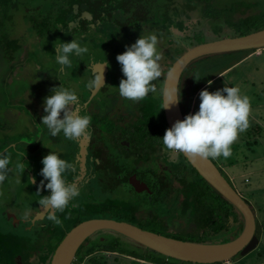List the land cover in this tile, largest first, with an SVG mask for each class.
<instances>
[{"label": "flooded vegetation", "instance_id": "1", "mask_svg": "<svg viewBox=\"0 0 264 264\" xmlns=\"http://www.w3.org/2000/svg\"><path fill=\"white\" fill-rule=\"evenodd\" d=\"M70 1L71 8L67 14L70 19L67 24L71 35L68 40L63 41L69 42L74 38L78 39L82 45L94 40L99 44L98 47H90V54L83 57V61H81L80 57H73L71 68L64 69L63 73V75L67 76L68 74L69 76V82L63 85L77 91L86 113L92 117L91 128L93 134L91 138L69 141V149H65L69 154V162L73 164V170L67 175V179L80 188V196L73 202L78 206V203L81 204L80 200H83L82 197L95 189L97 190L96 186L100 184L104 199L111 200L113 203L108 204L110 202L108 201L104 204L97 203L89 206L96 209H104L105 215L98 217L108 218L112 215L109 211L113 212L114 209L123 204L120 202L121 200L111 197L116 195L115 193L118 189L128 190L127 185L134 192L137 189L138 192L135 193L146 196L145 200H142V203L139 202L138 205L140 209L146 211L144 213L145 218H149L150 222L156 225V221L159 220L170 230H175L174 228L183 230L184 226H190V229H188L190 231L196 230L197 224L189 209L187 211L188 214H181L182 212H179L178 209L182 201L184 202L182 194L179 195V192L176 191L178 187H174L175 184L180 182V178L174 177L172 174L168 176L165 174V172H171L169 164L165 162V158H170L169 162L173 163L172 152L164 146H159L157 142L155 145H150V134L148 133L143 138L141 134L137 135L136 122L140 118L141 101L135 102L134 105L130 101L126 105H122L121 99L123 97L119 95L117 89L110 88L111 77L108 74L110 73L111 62L107 59V54L106 57L98 60L97 53L95 52L100 51L101 54L108 52L109 58L112 60L113 55L117 56L124 50L127 39H131L134 42L136 38L138 39V36L150 31L157 34L159 43L161 44L159 50H162L167 55L162 59V64L165 63L167 68V65L170 64L166 60L167 57L177 52L180 54L187 47L196 44L193 43L196 36L210 32L214 33L217 24L219 27H222L220 19L212 13L206 12V5L209 2L211 8L208 11L219 8L217 7L216 0H51L48 6L46 3L45 5L39 4L36 12H39L37 16L38 21L47 23V21L50 22L55 19L58 26L55 29L56 32L44 31L42 36L35 35V39L44 40L46 37H54L56 39L62 37L64 28L61 27L60 20L66 11L67 2ZM110 3H112V6H110ZM125 7H130L131 10L124 12ZM132 13L134 14L129 16ZM207 13L213 16V18L206 15ZM32 15H27L26 17L32 18ZM127 16L132 18L135 25H137L135 33L131 34L126 30L124 21H126ZM13 17L16 18L15 16ZM26 22L30 23L28 20ZM174 29L177 32H174ZM167 31H170L172 36ZM14 33L12 31L9 36ZM25 33L26 31L21 33L18 39H23ZM37 52H40V56L43 58L44 62L42 66L45 65L49 69H53L54 67L58 70L60 69V66L55 62L54 55L56 54V50L53 55L47 53L46 49H37ZM2 56L7 61L6 54ZM19 58L21 57L19 56ZM102 62L107 63L105 85L92 92L86 87V83L92 79L93 71L101 70V67L96 68V66H99V63ZM166 68H161L162 72ZM61 82L62 80L58 83L61 85ZM107 97H110V103L105 102V98ZM94 102H99L101 105L96 106ZM161 124H163L162 118L159 119V123L156 124V128L153 131L155 132V129H160L159 134H161L163 129L164 132L165 125H167L166 120L165 125ZM166 129H168V126H166ZM139 137L143 139L142 142L138 141ZM82 149L85 151L84 155L81 154ZM213 162L216 164L214 160ZM218 168L223 173L221 165ZM182 173L186 177L189 175L184 170ZM49 194V191H42L41 196ZM39 199L31 202L32 206H36V209L39 206ZM158 200L165 201L164 205L168 209L173 208L175 215L171 217V215L159 214L155 208L147 205L148 201L157 205L159 203ZM68 207L71 209L66 214L72 213V215H75L74 208L79 209V211L83 210L81 207L77 208L75 206L72 209V205ZM24 210L21 207L17 212L18 214L15 213L19 219V222L16 223L13 222L11 217L8 219L5 217V213L9 211H2L3 217L0 218V227L6 224L9 230L14 232L11 236L16 237L15 241H17L21 251L20 254L16 255L15 264H44L42 256L45 254L46 230H54L52 226L54 223L47 220L46 215L43 213L31 225L27 220L32 218L37 210L32 208L28 219H25ZM64 213L65 211L57 213V215L62 219L61 215ZM181 217L185 218L184 225L179 221ZM47 225L50 228H46L48 227ZM148 226L151 227V224L149 223ZM60 227L62 232L68 229V227L65 229L63 225ZM35 246L36 249L33 248ZM81 248L82 246L78 249L77 254H75L76 257L73 264L83 259V257L78 255ZM85 256H90V254Z\"/></svg>", "mask_w": 264, "mask_h": 264}, {"label": "rangeland", "instance_id": "2", "mask_svg": "<svg viewBox=\"0 0 264 264\" xmlns=\"http://www.w3.org/2000/svg\"><path fill=\"white\" fill-rule=\"evenodd\" d=\"M11 1V0H10ZM8 1V2H10ZM16 5V9H13V5L8 9H3L5 14H16V18L12 17L11 20L1 17L0 16V23L1 20H4V24L2 27H0V31L6 32V34L11 33L14 31L15 33L10 36L7 40H16V44H23L24 47L28 48H22L21 54L19 55L21 58H16V61L11 63V65H14V69H18V72H15V74H11L12 68L8 67V65L1 66L2 62L0 60V153L6 154L10 159L9 169L8 172V178L6 184H0V218L3 217L2 211L4 209H8L9 212L5 213V217L7 218L8 214H12L11 212H17L18 209L16 208L17 202L20 204L21 207H23V204H28L29 197H38L37 195V185L39 184V180L42 179V177L39 176V172L42 169L39 168V171L34 168V174L37 178V184H20V182L24 181L27 169H25V172L18 171L16 169V164L18 161L25 160L28 167H31L32 163L34 162V157L36 155H32L30 153V149H34L35 147H38L40 151L39 155V162L41 163V160L43 157L49 154L50 150H53L58 155H60L61 158L65 159L66 161H69V154L65 149H69V141L64 139L63 135H58L57 137H51L48 133V130L46 126L41 124L42 117L46 115V113L43 110V101L44 98L49 96L50 93L47 92L46 87H57V83L59 81H56V79L53 78V76H48L47 81L44 79V77H39L40 66L43 65V58L40 56V52H37V45L38 42L35 41V43L29 45L30 43H26L27 40H20L18 39L20 37L21 33H24V31L29 32L31 30V27L25 23V20H28L30 23H34L38 21V11H34L32 18L26 17L27 11L26 9L30 8H36L39 4L45 5V3L48 4L51 2V0H14ZM217 7L212 10H207L206 12L212 13L215 17L220 19L222 21L223 27H219L217 24V27H215L214 33L210 32L208 34L198 35L195 37V40H193V43L199 44L202 42H205L206 40L217 38V35L219 34H230L232 33V29H229L228 27H225L227 21L231 20V13L227 10L222 11V8L227 5H233L234 1L232 0H216ZM254 4L257 5V9L259 12L256 14H260L262 11H264V0H252ZM9 6V5H8ZM242 6L241 3L234 4L231 8V10L237 11ZM1 7V6H0ZM243 7V6H242ZM241 7V8H242ZM2 10V9H1ZM245 9L242 8L240 11H237L241 13ZM220 11H222L221 14ZM231 15H229V14ZM263 13V12H262ZM236 17L239 16V14H235ZM234 16V17H235ZM210 18H213V16H209ZM24 18V19H23ZM201 22V20H200ZM204 23V22H203ZM170 30L172 31V28L170 27ZM17 33V35H16ZM153 32L147 31L144 35L152 34ZM218 33V34H217ZM215 35V36H214ZM214 36V37H213ZM224 36V35H223ZM3 40L6 39L5 36H3ZM27 35L24 34L23 38H26ZM140 36H138L139 38ZM53 37H46L44 39L43 44L46 46L49 45L53 41ZM6 40V41H7ZM55 40V39H54ZM137 40V38H136ZM159 40V38H158ZM135 43L132 42L131 39H127L125 42L126 45H131ZM89 49L90 47H98L97 41H91L85 43ZM84 44V45H85ZM101 44V43H100ZM167 44V43H166ZM195 45V44H194ZM168 46V45H167ZM161 47V44H158V49ZM124 50L121 51L120 54H122ZM161 53V61L160 64H162V59L165 58L167 55L163 53L162 50H159ZM1 52V47H0ZM264 49H256L254 52L248 54L241 62L234 64L230 69L225 70L221 73H219L216 78L212 80L211 86L208 85V83L204 86H202L198 92L194 94V97L191 102L190 106V112L194 114L196 111H192L193 109L199 108V93L201 90L208 88L209 91L214 92L215 90L223 89L225 86L231 87L235 86L238 87L241 90L242 95H246L250 99L251 103V111L249 115V127L250 132L253 135L260 134L261 143L253 145V151L247 150L245 147V144H243V141L248 140V136L245 132L240 133L237 140L231 145V151L232 154L227 159L223 157H219L216 159H213L218 166L221 165V168L223 170L224 175L229 179L231 184L234 186V188L238 191L237 193H240L243 198L247 199L252 207L253 210H255L256 218L259 222V229H261V232L263 233V236L258 243V245L248 252L246 255H237L234 257V263L235 264H264ZM97 53V58L100 60V58L106 57L111 62L110 67V73L108 74L110 79V88L115 89L114 87H118L120 80L123 77L121 72V66L116 60V55H113V59L111 60L109 58V53H100V51L95 52ZM263 53V54H262ZM18 54V53H15ZM182 54V53H181ZM238 52L232 53V54H217L210 57H205L200 59L199 61H196L195 63H192V65L188 68L187 71H190V78L192 76L197 77V79H200L201 81L203 77L209 76L210 73H215L216 71L221 70L223 68V65H226L227 63L232 62L235 58H237ZM177 55H171L166 58V60L169 61V65L162 64L161 68L169 69L172 65V63L178 58ZM97 60V61H98ZM42 63V64H41ZM35 65V68H34ZM221 66V68H220ZM46 67L45 65L43 66ZM169 67V68H168ZM34 69V70H33ZM218 69V70H217ZM15 71V70H14ZM25 72V74L22 76V74ZM168 70L165 72L167 73ZM64 73V72H63ZM164 72H162L163 74ZM164 73V76L159 78L157 81H153L152 83L155 86L156 91L157 89H160V87H163V80L166 76ZM220 75V77H219ZM62 76V75H61ZM64 76V77H63ZM62 79H60V76L58 79L60 81L62 80V84H66L69 82V76L67 74L63 75ZM8 78V80H7ZM162 83V84H161ZM53 84V85H51ZM51 85V86H50ZM161 85V86H160ZM253 85V86H252ZM114 86V87H113ZM48 89V91H50ZM109 90V89H108ZM24 93V94H23ZM162 95V93H161ZM123 104L126 105L129 101L125 98L121 99ZM110 103L111 99L110 97L105 98V102ZM96 102V101H95ZM94 102V103H95ZM131 102V101H130ZM107 103V104H108ZM134 105L135 102H132ZM95 105H101V103L97 102ZM124 108V107H123ZM43 111L42 114H40ZM40 114V115H39ZM42 115V116H41ZM257 125L261 127V129L256 128ZM256 126V127H255ZM248 127V130H249ZM251 127H253L251 129ZM39 139V144L36 142V140ZM239 144V145H238ZM38 145V146H36ZM35 146V147H34ZM63 148V149H62ZM235 149V153L234 150ZM24 150V151H23ZM170 151V150H169ZM44 152V154H43ZM172 152V151H171ZM29 155V156H28ZM29 157V159H27ZM228 160V161H227ZM170 158H165V162L169 164L170 171L169 173L165 172L166 176L169 174L175 175L174 170V164L170 163ZM232 162V163H231ZM237 162V163H236ZM172 164V165H171ZM220 164V165H219ZM226 166V168H225ZM25 168V167H24ZM158 172V171H157ZM31 172L29 174V179L31 177ZM245 179L250 180V182H245ZM26 180V178H25ZM9 181V183H8ZM128 190L125 189H118L116 191V195L112 196L111 198L119 199L120 202L124 205H128L129 207L137 206L140 203H142V200H145V195H139L135 192H138L137 189L134 191L131 190L129 186H127ZM174 187L176 188V191L179 192V195L182 194L183 200L186 194L183 193L184 186V180H181L179 183L175 184ZM97 190H93L89 194H85L86 196H83L80 200L81 204L78 203V206L75 204V202L70 203L75 207H81L83 210L79 211V209L74 208L75 215L68 214L63 220V216L61 217V221H64L63 227L65 229L68 227L66 231H69L72 227H74L76 224H78L81 221L90 219V218H101L97 215H105L104 209H96L95 207H90L91 204H97L105 202H108V204L113 203L111 200L104 199L102 187L100 184L96 186ZM23 189L28 190V192L22 191ZM17 191H22L19 193ZM173 192V191H172ZM42 193V192H41ZM88 195V196H87ZM135 195V196H134ZM136 197V198H135ZM159 203L155 205L154 203L148 201V206H151L152 208H155L157 213H163L165 215H171L174 216L175 213L174 209H168L164 204L165 201L158 200ZM185 201V200H184ZM118 202V201H116ZM119 203V202H118ZM69 205V206H70ZM184 202L182 201V204L178 206L179 212L187 213L188 210L183 209ZM170 208V207H169ZM16 209V210H15ZM100 210L101 212L97 211ZM68 212V211H67ZM66 212V213H67ZM146 211L144 209H140L139 205L129 211V213L137 218V222H143L149 225L151 224L150 229H154L156 232L163 234V235H172L175 236L178 239L183 240H190V239H199L202 237L204 233L199 231H190V226H184L183 230H179L180 228H174L175 230H170L164 224L157 220V224L155 225L153 222H150L148 220L149 218H145ZM111 214L112 211H109ZM188 214V213H187ZM190 217V216H189ZM195 218L194 216H192ZM181 224L185 221L184 217H181V220H179ZM177 222V221H176ZM178 223V222H177ZM186 223V222H185ZM153 224V225H152ZM61 225L55 226L52 225L54 230H46L49 231L48 235L46 236L47 240L46 244L50 245L51 247L54 246L59 240L64 237L65 231H61ZM184 225V224H183ZM50 228L49 225H47ZM192 228V227H191ZM57 231V232H56ZM260 232V233H261ZM14 233L13 231H10L8 226L1 225L0 227V235H11ZM102 233V232H100ZM208 236V234H205ZM204 235V236H205ZM217 236L216 234L214 237ZM101 237V236H100ZM212 235H209V238L211 239ZM213 238V237H212ZM209 240V239H208ZM59 241V242H60ZM87 242L89 240H86ZM126 241V240H124ZM127 243L131 245L132 244L128 241ZM0 246V250L3 247H7L6 242H2ZM86 244V243H84ZM136 246V245H135ZM232 259V260H233ZM231 263V262H229ZM76 264H141V262H136L133 260V257L126 256V255H119L117 253H111V252H105L101 250H97L90 254V256H84L81 261H78Z\"/></svg>", "mask_w": 264, "mask_h": 264}, {"label": "clouds", "instance_id": "3", "mask_svg": "<svg viewBox=\"0 0 264 264\" xmlns=\"http://www.w3.org/2000/svg\"><path fill=\"white\" fill-rule=\"evenodd\" d=\"M158 44L157 34H141L135 43L126 45V50L117 55L116 60L121 66L124 78L120 80L118 87H113L121 97L131 102H139L156 91L152 82L162 75ZM54 48L55 62L62 71L71 68L73 57H80L83 61V57L90 54L89 47L74 38L69 42L59 40ZM99 65L102 66L101 70L93 71L92 79L86 83V87L92 92L105 85L103 70L106 62ZM211 84L212 81H208V85ZM50 92L51 95L43 101L46 115L41 121L50 136L57 137L62 134L68 141L90 139L93 134L92 117L86 113L77 91L61 83L59 87L50 89ZM181 99V88L177 91L175 84L164 92L161 109L171 108L180 103ZM199 100L198 111L186 115L183 120H177L166 129L161 138L162 143L172 152L193 158L227 159L232 154L231 145L249 127L250 99L242 95L238 87L225 86L214 92L208 88L201 90ZM41 163L43 167L39 176L42 179L39 180L36 192L40 197L38 204L47 220L60 225L62 221L57 213H63L80 196V188L67 179V175L73 170V164L52 150L43 157ZM9 164V157L0 153V184L8 178ZM16 169L25 172L22 162H17ZM30 182L37 184V178L31 177ZM42 191H49L50 194L41 196ZM30 211V208L26 210L25 219H28Z\"/></svg>", "mask_w": 264, "mask_h": 264}, {"label": "trees", "instance_id": "4", "mask_svg": "<svg viewBox=\"0 0 264 264\" xmlns=\"http://www.w3.org/2000/svg\"><path fill=\"white\" fill-rule=\"evenodd\" d=\"M8 1H10V0H0V6H1L0 7V16L11 20L14 15L16 16V14H10L9 13L6 15L5 12L3 11V9L5 10V9L10 8L13 4H15V2H14V0H11L10 2H8ZM198 1H205V0H198ZM233 1H234L233 5L236 4V2L241 3L243 6V7L242 6L241 7L244 8L245 10L242 11L241 13H239L237 11H240L242 9L241 7L237 11H234V12L231 10L232 9L231 7L233 5H231V6L227 5V6L223 7L222 11L226 12L227 10L228 11L230 10L229 13L232 12L231 13L232 15L228 13L229 15H231L232 19L227 21V23L225 25V27L232 29V33H230L228 35H226L224 33L219 35L217 33L218 34L217 37H222L223 35H225V36H240V35H245V34H248V33H251V32H254L256 30L264 28V11H262L263 13L261 12L260 14L259 13L256 14L257 12H259V10L257 9V5L254 4V2H252V0H233ZM115 3H117V2H115ZM67 4L68 5H67L66 11H65L66 15L64 13L62 15L63 18H61L60 21H61V27L64 28V33L62 35V38L68 40L71 34L68 31V24H67L70 17L67 14L71 8V1L67 2ZM16 5H13L12 8L16 9ZM110 6H112V3H110ZM206 6H207L206 11H207L209 8H211L210 2L207 3ZM124 9H125L124 12L131 10L130 7H125ZM36 10H37L36 8L26 9L27 15H32L34 13V11H36ZM222 11H220L219 14H221ZM133 14L134 13L130 14L129 16H132ZM235 14H239V16L234 17ZM135 15H136V13H135ZM206 15L211 16L208 13ZM129 16L126 17V21H124V24H125L127 32L132 34V33H135L137 25H135V22ZM24 21H25V23H27L25 19H24ZM106 22H108V20H106ZM3 24H4V20H1L0 27H2ZM27 25H30V27H31V30L29 32L25 33L27 35V39L23 38L20 40L21 41L27 40L26 43L29 42L30 43L29 45H31V43H33L35 41V38H34L35 35L42 36L44 34L43 33L44 31L56 32L55 29L58 27L57 21H55V19H53L50 22L47 21V23L42 22V21H37V22H34L33 24L27 23ZM223 25H224V23H223ZM223 25H222V27H223ZM167 33L172 36L170 31H167ZM10 34L11 33L6 34V32H4L3 30L0 31V47H1L0 60L4 61L1 64L2 67L5 63V65H8L9 68L11 66L12 71H13L15 67H14V65H11L10 62L13 63L14 61H16V58L21 53V49L27 48V47H24L23 44L17 45L16 44L17 39L16 40L14 39V43H13V40H7L8 38H10V36H9ZM3 36H5L6 39L3 40V38H4ZM206 41H208V40H206ZM254 51H255V49L237 51L238 52L237 58H235L232 62L227 63L226 65H223V68H221V66H220L221 70L216 71L214 74L210 73V75L208 77L207 76L203 77V79L201 81H197L195 79L197 77H195V76H192V78L189 77L190 71H187V70L192 65V63L188 67H186L184 72L182 73L183 76H182V79L180 82V87H179V88H181L182 99H181L180 104H181V109H182V113H183L184 117L186 115L190 114L191 102H192V99H193L196 91H198L204 84L208 83V81H212L219 73L230 69L234 64L241 62L248 54H250ZM15 53H18V54H15ZM232 53H236V52H230V54H232ZM5 54H6V57L8 58L7 61L4 60V58L2 56ZM222 54H229V53H222ZM174 55L180 56L181 53L179 54V52H177ZM212 56H214V55H212ZM208 57H210V56H208ZM199 60H197V61H199ZM195 62H193V63H195ZM165 72L166 71H164V73ZM162 75L164 76V74H162ZM59 86H60V84L58 83L57 87H59ZM219 89H220V87H219ZM161 93H162V91H161V87H160V89H157L156 93H150L149 96H147L145 99H143L141 101L140 118L136 122V127H137L136 133H137V135L141 134V136L143 138V136H146L147 133L150 134V138H149L150 139L149 140L150 145H155L157 142V144L159 146H164L161 138L165 134V129H166L167 125L164 124L165 123L164 114H163V109H161L162 108ZM194 110L198 111V108H197V110H196V108ZM161 118H162V123L165 125L164 132L162 129V133H161L163 135L159 134L160 129H155V132L153 131V129L156 128V124L159 123V119H161ZM163 124H161V125H163ZM252 128L253 127H251V129ZM256 128L261 129V127L259 125H257ZM249 132H250V127H249V130L247 129V132H245L248 136V140L243 141V144H245V146H246L245 148L247 150L253 151V145L256 146V144H260L261 143L260 141H262L261 140L262 136H260V134L253 135L252 133H249ZM142 140L143 139H141L140 137L138 138L139 142H142ZM233 150L235 153L236 152L235 149H233ZM172 154H173L172 160H173V164H174V170H172V171L175 172L174 177L180 178L179 179L180 181L184 180V186L185 187L182 190L183 193L186 194V196L184 197V200H185L184 201V205H185L184 209L185 210L189 209V212L191 213V215L195 217V221L197 224L196 231L200 232V230H201V232L204 233L201 238L190 239V241H198L199 242V241H205L208 239L209 240H216V241H218V240L226 241L229 239V236L231 234H233V235L237 234L241 228V223H240L241 219H240V215H239L238 211L236 210V208L231 203H229L226 199H224L219 193H217V191L215 189H213L198 174V172L190 165V163L186 160V158L182 155V153L172 152ZM225 168H226V166H225ZM183 170L185 172L187 171L189 173L188 177H186V175L182 173ZM179 176H181V177H179ZM245 182L249 183L250 180L245 179ZM135 207L136 206L129 207L128 205L121 204L118 208L113 210V212L111 213L112 215H110L109 217L112 219H115V220H119V221H126V222L132 223L134 225H137L143 229H147V230H151V231L156 232L154 229L153 230L150 229V227L147 224H145L143 222H137L136 220H138V219L133 217L129 213V211ZM70 209L71 208L68 207L65 210V213H64L65 215L64 214H63L64 216L61 215V216H63V219L66 217V215H68V214H66V212ZM97 211L101 212L100 210H97ZM254 212H255V210H254ZM97 216H100V215H97ZM231 218H232V221H231ZM65 232H67V231H65ZM48 233H49V231L46 233V236H49ZM205 234H208V236H206ZM215 234L217 236L214 237ZM209 235H212L213 238L211 237V239H210ZM63 236H64V234H63ZM100 236L103 237L104 239L100 240ZM167 236L176 238L175 236H172V235H167ZM262 236H263V233L261 232L259 240H258L257 244L255 245V247L260 242ZM15 238L16 237H14L13 235L12 236L11 235H4V236L0 235V246L3 245V244H1L2 242H6V245H7V247H3L0 250V264H15L16 255L20 254V252H21L19 245L17 244V241H15L16 240ZM87 240H89L90 242L88 243L86 241L87 243L83 244L82 248L78 252V255H80L81 257H84L87 254H91L97 250H101V251H105V252L117 253L119 255L131 256L134 258L133 260L136 262L143 261L141 264H194L191 262L180 261V260L168 258V257H165L161 254L156 253L155 251L148 250L146 248H142V247L138 248V246L131 245V244L127 243L126 241H124L125 239L121 235H119L118 233H114L111 231H105L102 233L98 232L93 237H91ZM59 241L52 247L48 244L45 245V254H43V256H42V260H43L44 264H49V258L51 257L50 255L53 253V251L56 248V246L58 245ZM33 248L36 249V246ZM253 249H251V250H253ZM246 254H244V255H246ZM244 255H242V256H244ZM231 261L233 264H235L234 259L233 260L231 259ZM211 264H222V262L211 263Z\"/></svg>", "mask_w": 264, "mask_h": 264}, {"label": "water", "instance_id": "5", "mask_svg": "<svg viewBox=\"0 0 264 264\" xmlns=\"http://www.w3.org/2000/svg\"><path fill=\"white\" fill-rule=\"evenodd\" d=\"M174 32H177V30L174 29ZM248 49H264V28L240 36H222L187 47L172 63L168 72L165 73L161 95L162 107L164 92L175 84L177 85V91L179 90L181 73L191 63L212 55ZM106 66L103 70L104 80L107 72ZM100 67L102 68L100 65L96 66V68ZM163 112L168 128L177 120L184 119L180 103L173 105L171 108L163 109ZM81 154H85L84 149L81 150ZM182 155L217 193L236 208L241 219V228L237 234H231L226 241L205 240L198 242L163 235L126 221L112 218H90L79 222L65 233L50 255L49 264H73L75 254H77L82 244L96 233L105 231L118 233L138 248H146L165 257L194 264L224 262L233 259L237 255H244L253 249L259 240L261 229H259V222L251 203L243 198L240 193H237L238 191L211 158H193L183 153ZM38 208L36 214L27 220L31 225L43 214L40 206ZM10 217L14 223L19 222L14 213L8 214L7 218ZM103 239V237H100V240Z\"/></svg>", "mask_w": 264, "mask_h": 264}, {"label": "crops", "instance_id": "6", "mask_svg": "<svg viewBox=\"0 0 264 264\" xmlns=\"http://www.w3.org/2000/svg\"><path fill=\"white\" fill-rule=\"evenodd\" d=\"M54 38V37H53ZM55 39V40H54ZM53 39V41L51 42V43H49V45L48 46H46L45 44H43V42H44V40H39V39H35V41L36 42H38V44H36L37 46V49H46L47 50V53H51L52 55L54 54V51L56 50V48H54V44H56V43H58L59 42V40L60 41H63V40H67V39H64V38H62V37H59V38H54ZM35 41L33 42V44L35 43ZM32 44V43H31ZM28 48V47H27ZM34 68H35V65H34ZM40 71H42V72H40L39 74V77H44V79H46V81H47V78H48V76H53V78L54 79H56V81H59L60 82V80L58 79V77L60 76V79H62V76L61 75H63V72H64V70L62 71L61 70V68L58 70V69H56V67H54L53 69H49L48 67H41L40 66ZM15 70V71H14ZM13 71H11L12 73L11 74H15V72H18V69H14ZM34 70V69H33ZM25 74V72L22 74V76ZM220 76V75H219ZM64 77V76H63ZM7 80H8V78H7ZM51 85H53V84H51ZM50 85V86H51ZM57 86H58V83H57ZM51 87H49V85H48V87H46V90H47V92H49L50 94H51V92L50 91H48V89H50ZM24 94V93H23ZM43 113V111L40 113V114H42ZM39 114V115H40ZM42 116V115H41ZM36 142L39 144V139H37L36 140ZM36 146H38V145H36ZM35 147V146H34ZM39 148L38 147H35L34 149H30V153H32V155H36L35 157H34V162L32 163V165H30L31 167H28L27 166V163L25 162V160H20L19 162H22L23 163V167H25V169H27V172H26V175H25V178H26V180H25V178H24V181L22 182H20V184H26V183H29V185H31V182H30V179H29V174H30V172H31V176H33V174H34V168H36L38 171H39V168H41V167H43V165L42 164H40V162H39V153H40V151L38 150ZM24 151V150H23ZM53 151V150H52ZM51 152V150L49 151V153ZM43 154H44V152H43ZM29 156V155H28ZM27 159H29V157H27ZM6 182L7 181H5L3 184H6ZM8 183H9V181H8ZM22 191H25V192H28V190H25V189H23ZM22 191H17L18 192V195H19V193L20 192H22ZM39 198L38 197H29L28 198V200H29V202H28V204L26 203L25 205L23 204V208L25 209L24 210V213H25V211L27 210V209H32V208H34L35 210H37L36 209V206H32V204H31V202H33V201H35V200H38ZM21 203L19 204L18 202H17V204H16V208L19 210V209H21ZM5 211H8V209H4ZM16 210V209H15ZM18 212V211H17ZM17 212H12V213H16V214H18ZM8 219V218H7ZM16 223V222H15ZM141 263L143 262V261H140Z\"/></svg>", "mask_w": 264, "mask_h": 264}, {"label": "built area", "instance_id": "7", "mask_svg": "<svg viewBox=\"0 0 264 264\" xmlns=\"http://www.w3.org/2000/svg\"><path fill=\"white\" fill-rule=\"evenodd\" d=\"M229 262H231V263H229ZM222 264H233V263L231 260H227V261L222 262Z\"/></svg>", "mask_w": 264, "mask_h": 264}]
</instances>
